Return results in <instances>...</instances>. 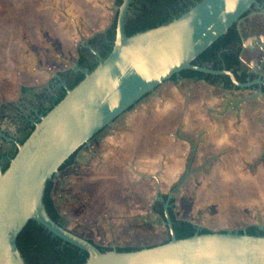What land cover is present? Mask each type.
Segmentation results:
<instances>
[{"label": "water", "instance_id": "95a60500", "mask_svg": "<svg viewBox=\"0 0 264 264\" xmlns=\"http://www.w3.org/2000/svg\"><path fill=\"white\" fill-rule=\"evenodd\" d=\"M130 2L121 0L114 7L117 11L115 35L111 50L104 58L78 33L79 45L96 57L95 67L88 71L69 65L83 74L81 80L70 89L64 86V96L46 114L38 116L22 143L14 141L13 156L4 163L3 170L0 166V264H25L16 246V236L28 220L40 224L62 242L86 252L87 257L81 264H264V233L226 230L175 237L167 212L168 201L188 170L165 200L159 195V181L154 177V199L163 200L161 223L169 234V239L161 243L129 251H117L112 246L101 251L94 242L56 222L46 212L42 202L44 185L50 178L61 182L59 166L172 74L190 69L226 75L238 89L257 86L242 100L259 98L264 102L261 90L264 56L258 65L257 77L247 82L238 81L230 70L191 63L233 23L239 31L243 14L257 0H199L166 23L126 36L124 23ZM240 38L243 49L249 39L242 35ZM254 40L264 52L263 36ZM258 227L264 230L261 220Z\"/></svg>", "mask_w": 264, "mask_h": 264}, {"label": "crops", "instance_id": "0c3cea01", "mask_svg": "<svg viewBox=\"0 0 264 264\" xmlns=\"http://www.w3.org/2000/svg\"><path fill=\"white\" fill-rule=\"evenodd\" d=\"M33 12V0H0V18L9 17L10 23L19 19L28 23ZM240 28L243 32L244 23ZM260 35L264 38L263 33L245 37L254 45ZM245 61L243 55L241 62ZM250 94V90L222 89L202 80L163 81L77 151L73 163L60 174L61 182L56 181L53 201L58 213L80 226L74 233L98 245H135L151 231L132 224L151 211L152 204L139 210L137 197L110 196V190H121L136 182L137 176L154 180L156 186L154 177H158L148 179L147 173L177 172L190 143L187 167L192 156L213 161L227 155L255 159L252 165L264 167V102L242 100ZM178 218L196 222L189 216Z\"/></svg>", "mask_w": 264, "mask_h": 264}, {"label": "rangeland", "instance_id": "374dc122", "mask_svg": "<svg viewBox=\"0 0 264 264\" xmlns=\"http://www.w3.org/2000/svg\"><path fill=\"white\" fill-rule=\"evenodd\" d=\"M33 4L34 12L29 14L32 18L28 23L21 22L24 19L10 23L9 17L0 18V103L14 100L20 86L47 84L54 72L74 65L80 42L78 33L85 39L102 32L112 23L116 11L115 0H33ZM17 25L23 27L17 28ZM197 143L193 142L194 147ZM191 148L190 143L177 172L164 169L146 176L152 179V175H156L159 193L166 194L185 171L190 170L174 193V215L189 216L197 225L211 231L239 230L258 225L260 220L264 223V167L252 165L255 159L230 155L215 156L213 161L210 157L192 156L187 167ZM141 178L137 176L136 182H130L121 190H110V196L118 193L123 198L137 197L139 210H147L154 201L155 182ZM56 181H53L52 199ZM121 207L129 208L128 205ZM203 218L206 221L200 222ZM159 220L160 216L152 211L139 217L132 226H143L151 232L140 243L132 245H152L166 240L167 228ZM63 225L73 232L80 227L65 219ZM126 245L129 244H113Z\"/></svg>", "mask_w": 264, "mask_h": 264}, {"label": "trees", "instance_id": "16d2710c", "mask_svg": "<svg viewBox=\"0 0 264 264\" xmlns=\"http://www.w3.org/2000/svg\"><path fill=\"white\" fill-rule=\"evenodd\" d=\"M197 1L199 0H131L129 6H132V10L125 19L124 33L126 36H129L138 31H143L145 29L166 23L171 19L181 15ZM120 2L121 0H115L116 5H119ZM116 14L117 11H115L112 23L107 28H105L102 32L92 35L87 42V44H89L99 53L101 58H104L111 50L115 35ZM240 48V34L236 28V24L233 23L221 36H219L205 50L197 55L191 61V63L199 66H206L212 69L224 68L230 70L238 81L244 82L246 77H251L252 74L246 72V70H244L240 65ZM96 63V57L89 51L88 48L84 46H78L76 59V65L78 67L87 68V70L90 71L95 67ZM82 77L83 74L81 72H77L71 80L67 81V88H72L81 80ZM174 78L202 80L210 85L217 86L222 89H237L232 85L226 75H213L190 69H183L177 74H172L168 79L171 80ZM64 94L65 89H61L56 96H53L49 106L43 110L42 115L46 114L64 96ZM133 105H131L127 110L131 109ZM32 128L33 126L31 127L30 131ZM30 131L23 136V138L20 140V143L24 141ZM81 147L74 151L59 166V171L73 163L74 157ZM5 166L6 165L2 167V170L5 168ZM52 187L53 180L50 178L45 182L42 202L49 216L56 222L60 223V220H62L63 217L58 213L54 205L51 196ZM161 197L163 200H165L166 194H161ZM163 200H155L151 205V211L158 214L161 220H164L162 206ZM168 204L167 212L170 217L172 229L176 238L187 237L195 232H211V230L208 228H198L191 221L176 217L173 212V198L169 199ZM224 231L226 230H220L219 232ZM238 232H245L247 234H263L264 230L259 229L256 224H252L243 229H239ZM168 239L169 234L167 239L164 241H167ZM88 240L93 242L90 239ZM16 246L25 264H81L87 257L86 252L66 242H62L58 237L52 235L40 224L33 220H28L21 231L17 234ZM96 246L101 251L109 250L111 248L110 246H102L98 244H96ZM140 247L141 246L126 245L115 246L114 248L117 251H129L139 249Z\"/></svg>", "mask_w": 264, "mask_h": 264}, {"label": "flooded vegetation", "instance_id": "af4514ba", "mask_svg": "<svg viewBox=\"0 0 264 264\" xmlns=\"http://www.w3.org/2000/svg\"><path fill=\"white\" fill-rule=\"evenodd\" d=\"M131 10L132 6H129V14L131 13ZM242 23H244L243 32H241L240 28ZM238 32L243 37L247 36L248 34H264V0H257V4L253 5L243 14L242 21L239 24ZM89 38L90 37L84 39L86 44ZM240 54L242 55L241 58L243 55L246 58L244 63L241 62ZM263 56L264 52L260 46V43H256L254 45L248 44L245 48H240V65L244 70H246V72L252 74L251 77H246L244 82L250 81L257 77L259 73L258 65L260 59ZM73 66L78 67L76 65V61ZM77 72L79 71L71 69L70 66L64 70H57L51 75L47 84L40 86H20L17 96L14 100L0 103L1 168L4 166V163L9 159V157H11L15 152L16 146L14 141L20 143V140L23 138V136L28 133L33 124L38 121V116L42 115L43 110L49 106L52 97L56 96L61 89H65L64 86L67 87V81L71 80ZM256 87V85H252L249 88L243 90H250L252 94ZM261 90L264 92V86H261ZM187 170L190 172L189 169ZM167 194L168 193H166V196ZM159 195L161 194L159 193ZM173 197L174 194L171 198ZM155 200L158 199H154V201ZM161 221L162 220L160 219L158 222L161 223ZM63 222L64 219L60 220L61 224H63ZM195 225L198 227L197 224ZM200 227L202 226L199 225L198 228Z\"/></svg>", "mask_w": 264, "mask_h": 264}, {"label": "bare ground", "instance_id": "6f19581e", "mask_svg": "<svg viewBox=\"0 0 264 264\" xmlns=\"http://www.w3.org/2000/svg\"><path fill=\"white\" fill-rule=\"evenodd\" d=\"M159 243V242H158Z\"/></svg>", "mask_w": 264, "mask_h": 264}]
</instances>
